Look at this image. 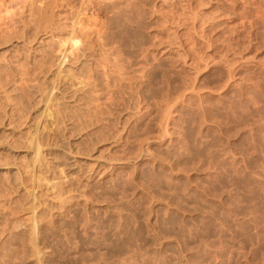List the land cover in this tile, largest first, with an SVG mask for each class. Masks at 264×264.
<instances>
[{
  "label": "rangeland",
  "instance_id": "obj_1",
  "mask_svg": "<svg viewBox=\"0 0 264 264\" xmlns=\"http://www.w3.org/2000/svg\"><path fill=\"white\" fill-rule=\"evenodd\" d=\"M43 1L37 18L62 3L57 11L76 5L50 0L45 10ZM113 1L97 4L108 12L107 32L115 30L109 39L118 38L128 70L119 75L124 83L109 79L104 96L60 102L58 116L48 107L34 121V93L45 98L48 83L37 84L45 90L19 85L13 68L28 63L27 54L0 56L10 60L0 59L10 67L2 63L0 84L8 91L18 80L26 92L23 98L19 87L10 96L0 85V99L14 102L0 101V123H25L17 132L33 128L29 143L11 137L28 144L26 152L0 153V264H32L36 243L43 264H264V0ZM118 7L127 9L120 14ZM24 21L19 39L35 34ZM1 34L0 44L17 38ZM67 143L114 165L98 174L91 166L76 171L43 153ZM30 224L37 225L33 238L26 232L32 243L21 235Z\"/></svg>",
  "mask_w": 264,
  "mask_h": 264
},
{
  "label": "bare ground",
  "instance_id": "obj_2",
  "mask_svg": "<svg viewBox=\"0 0 264 264\" xmlns=\"http://www.w3.org/2000/svg\"><path fill=\"white\" fill-rule=\"evenodd\" d=\"M37 1L39 2V0H0V31L3 33L4 37H5V35L11 36L13 34V31H14V34H16L15 30L18 31L19 23H22L23 20H26V21H24L25 22L24 24L28 23L27 21H30V23L32 25V29L35 33V34L33 33L34 35L32 37H27L26 39H22V38L19 39L20 36H19V38L17 37L19 34L18 35L16 34L15 36L19 40L17 38H15V39L13 38L14 40L12 39L9 41L4 40L8 44L5 43V45H6L5 47H0V49L3 50L2 52H0V56L2 53H5L4 54V57H5L6 53H8L12 50L16 51L20 56H21V54H23V52L27 54L26 57L30 63L29 62L26 63L24 61L25 59H23V62L20 63L21 67L18 64H16L17 62L15 63L16 66L20 67L19 70L16 68H13L14 70H16V72L19 75V77H18L20 80L19 82H21L19 85H21V84L23 85V83H25V84L27 83L30 86H32V84L37 85L38 82H40V79H42L41 80L42 82H47L49 85V89H47L45 91L46 92L45 98H44V94L39 93V92H41L39 90L40 86L43 87L45 85L44 83H43L44 84L43 86H42V84L37 85V86H39V89L37 87H35L36 89L39 90L38 93L37 92L34 93V91L36 90L34 87L31 88L32 91L34 88L33 92L28 87L30 92L34 93L37 97H40L38 99L39 102L36 105H34V107L36 106V108L35 109L33 108V110H31V113H29L30 115H32V117L33 116L35 117L32 119L34 121H36V119H37L36 116L38 117L40 115H44V113L46 112L48 107L51 108L50 116L56 117L61 113V109L59 107V105L61 106V103L63 105L64 104H71V103L75 102V99H81V98H84L87 96L92 97V96L97 95L96 97L99 98V96L104 92L105 87L110 86V88H111L112 83L111 82L108 83L109 81H111V80H109L111 77H113L115 75H117V77H118L120 74L124 75L125 74L124 72L128 70V68L125 71L122 70V67L126 68L128 66L126 64H125L126 67L120 65L119 61L123 60V59L118 58V54L120 55V50L119 51L117 50L119 46L117 47V49L115 47V45H116L115 43L118 41V38H117V41H116V39H114L116 41L114 43L115 45L112 43L114 41H112V40L110 41L109 35L112 32H114L115 30L112 31L110 29L112 32L111 31H110L111 33L107 32L108 31L107 30V27H108L107 26V20H106L107 14H105V11H106V13H108V12H107V10L103 9L104 8L103 6L98 7L97 0H73V1L71 0L72 2H76V5H75V7H73L74 9H72V7H70L72 10H67V11H57L58 7H59L58 10H59L61 8V6L65 4V3L63 4L62 2L63 1L67 2V1H65V0H51L54 4H57V2L62 1L61 2L62 5L60 4L61 6L55 5V6H57V8H56V7H53L54 4L51 5L52 2L50 0H48L49 3L46 0L47 2L45 3V5L48 7L44 8L42 6V8H44L45 10H47V8H48V10H49V7L51 6V8L53 7L52 8L53 10L56 9V12L50 10L47 12V14H45V15L43 14V17L41 16L40 18L39 17L37 18L36 15L34 14V12L38 11V10L41 11L40 7L43 4H39L41 2L37 3ZM102 1L100 0V2H99V0H98V2L99 3L102 2V4L104 3V1H107L108 3H110V1H111V3L112 2L115 3V1H113V0H110V1L102 0ZM121 1L119 2L117 0L118 3H121ZM126 1L127 0H125V2ZM163 1L166 3V0H163ZM163 1L161 0V3ZM135 2H137V1H135ZM47 3L48 4L51 3V4L48 5ZM68 3H69V0H68ZM68 3H66V4H68ZM123 3L121 5L125 4V3L124 4ZM161 3H160V5H161ZM129 4H131V2H129ZM129 4H127V5H129ZM72 5H73V3H72ZM108 5L109 4H107V6ZM127 5H125V7ZM67 6H65V7L67 8ZM130 6H134V5H130ZM130 6H128V7H130ZM137 6L135 8V11L137 9ZM119 7H118V12L120 10ZM62 8L64 9V7H62ZM66 8H65V10H66ZM112 8H115V7H112ZM130 8L132 9V7H130ZM44 9H42V10H44ZM107 9H108V7H107ZM126 9L127 8H125V11H126ZM140 10H142V9H140ZM109 11H110V9H109ZM112 11H114V10L112 9ZM125 11H122V12L120 11L119 13L121 14ZM131 11H133V10H131ZM118 12H117V14H118ZM44 13H46V11ZM141 14H143V13H141ZM122 15H124V14H122ZM126 15H128V13ZM113 17H115V16H113ZM119 18L121 19L120 16H119ZM122 19H123V16H122ZM114 20H115L114 22H116V19H114ZM117 20H118V17H117ZM123 20H125V19H123ZM121 22H124V21H121ZM111 24H113V23H111ZM115 24L116 23H114V25ZM115 26H117V24ZM20 27H22V26H20ZM19 30L21 31V29H19ZM20 31H19V33H20ZM113 36H111V37H113ZM6 37H8V36H6ZM3 42H1L0 46H2L4 44ZM16 52H15V54H16ZM8 54H10V53H8ZM15 54L14 55L12 54L13 57H15ZM4 57H2L0 59L3 60ZM16 58H17V56H16ZM7 60H5V58H4L5 62ZM11 60H14V59H11ZM4 61L1 62V60H0V68H3L2 63ZM9 61L10 60H8V62ZM5 62L3 64H5ZM8 62H6V63H8ZM24 62H25V66L23 67ZM121 63H124V61H122ZM5 65H7V64H5ZM7 67L10 68L8 65H7ZM121 70L124 72L121 73ZM129 70H131V69L129 68ZM141 70H143V69H141ZM16 72L13 74H17ZM125 78H124V80H125ZM115 79H117V78H115ZM115 79L113 81H119L120 80V79L119 80H115ZM9 80H7L8 82L5 81L6 83L3 82V84H5V87H6V84L9 83ZM124 80H123V83H124ZM22 81H23V83H22ZM17 82H18V80H17ZM17 82L12 81V83L10 84L11 89L8 88L15 95L17 94L16 93L17 90L22 87V86L21 87L18 86L19 82L18 83ZM120 82H122V81H120ZM120 82H118V83H120ZM25 84L23 86H25ZM108 84H110V85H108ZM0 85L3 89L2 90L0 87L1 91H4V90L7 91V89H5L2 84H0ZM26 88H27V86H26ZM45 88H46V86L43 87L44 90H45ZM22 89H24V94H23V96L22 95L21 96L23 98H25L24 97L25 93H26L25 87L24 88L22 87ZM22 89L19 90V93L22 92ZM9 90L7 91L8 93H10ZM12 92L9 94L10 96H11V94H13ZM93 92L96 95H94ZM3 93L2 94L5 95V92H3ZM8 93H6V94H8ZM105 93H107V95H108V92H105ZM109 93H110V91H109ZM15 95H13V96H15ZM10 96L8 97L6 95L5 97L7 99H3L4 97L2 96L3 98H1L0 101L2 102L4 100H6V102H7L8 98H10ZM42 96H43V99H42ZM15 98H16V96H15ZM23 98H21V99H23ZM16 100H18V99H16ZM8 101L10 104L11 98ZM1 102H0V104H1ZM6 102H4L5 106H7V104H8ZM11 103H14L13 100ZM17 104H18V102H16L15 105L13 104V107H17L18 106ZM0 107L2 108L3 106H0ZM7 107H9V106H7ZM13 107H11V110L16 109V108L14 109ZM17 108H19V107H17ZM19 110H16V112ZM1 111H3V110H1ZM16 112H14V114ZM18 113L19 112H17V114ZM4 114H7V113L5 112ZM29 114H28V116H30ZM1 115H2V113H1ZM19 115H20V113H19ZM4 116L5 117L3 119L5 120L7 115H4ZM21 116H23V115H21ZM14 117L19 118V116H15V115H14ZM25 118H26L25 121H27L28 117L25 116ZM1 120L2 119H0V121ZM10 120L9 121L7 120V122H3V123L1 122L0 123V125H1L0 127L2 128V130L0 132V136H3V138L2 137L0 138V153L4 154V152H6L7 154L14 157L15 155L19 154V153H17V152H19V150H23L22 152H26V150L29 149V145L24 144L23 146H19V144H18V146H17V144L15 142L14 143L16 145L11 142V137L14 136V134H16L19 138L24 139L26 141V143L27 142L29 143V141L32 139L31 134L33 132V128L30 127V128H27L26 130H22V131L17 132L16 129L21 128V126H23L25 123L21 124L22 122L18 120V124L20 123L21 126L17 127L18 124H16L15 120L14 119H10ZM30 122H32V121H30ZM12 140H14V138ZM108 140H110L109 144L116 142L115 137H110ZM69 144L70 143H67L66 145L65 144L60 145V146H57L56 144L47 145V147L44 148L43 153H44V155L49 156V158L52 162H55V159L57 160L58 158L59 159L62 158L63 161H65L64 163H66V165L69 168L76 170V171H81V169H83L85 167L87 168L88 166H91L92 167L91 168L92 173L95 172L98 174V172H100V169L105 170L107 168H110L112 165H114L113 163H111L106 158L105 159L99 158L94 152H91L90 154H86L87 156H80L77 151L72 152V151L68 150L69 146H70ZM65 149L68 151H66ZM6 159H8V158H6ZM6 159H5V162H6ZM12 159L15 160L14 158H12ZM118 162L123 164V162L125 163L126 160L123 159V160H119ZM1 164H2V162H1ZM8 164L11 165L12 163H10V161H9V163L8 162L5 163V166H9ZM5 166H4V168H5ZM13 167H15V166H13ZM0 170H1V168H0ZM15 172L17 173L18 171L15 170ZM15 172H14V174H15ZM3 173H6V171ZM12 174H10V175H12ZM0 176H1V174H0ZM14 176H16V175H14ZM40 214H42V213H40ZM41 216H43V215H41ZM39 218H41L43 220L42 217H39ZM35 226H37V225H34V227L32 226V224L25 225L24 227L22 226L23 229L21 231L25 232V235H23L24 233L21 235L23 236L24 239L27 238V237H25V236H28L27 234H29V236L32 235V233H33L32 231H34L33 228H35ZM16 228H18V227H16ZM35 230H37V229H35ZM26 232H27V234H26ZM2 233H3V231H2ZM0 235H1V233H0ZM34 235H37V234H34ZM22 236H21V238H22ZM31 238H33V237H31ZM24 239H22V240H24ZM26 240H27V242L29 240L32 243L31 239L28 238ZM27 244H29V243H27ZM25 246H26V244H25ZM36 246H37V243H36ZM36 246L32 245L31 251H30L31 255L29 256V259L32 260V264H43L44 258H45L44 254L43 253L41 254V251H39L41 249H38V247H36ZM27 248H25V251ZM43 251H46V250L44 249ZM28 253H29V251H28ZM28 253L26 252L25 254L28 255ZM25 254H23V255H25ZM27 255H26V257H27ZM2 256H4V255H2ZM0 261H2V260L0 259ZM14 261H16V260H14ZM14 261H13V263H14ZM24 261H25V259H24Z\"/></svg>",
  "mask_w": 264,
  "mask_h": 264
}]
</instances>
